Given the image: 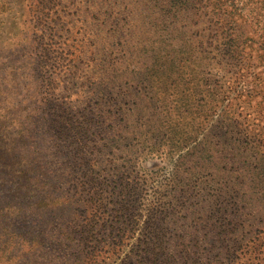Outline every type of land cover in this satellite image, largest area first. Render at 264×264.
Listing matches in <instances>:
<instances>
[{
	"label": "rangeland",
	"instance_id": "374dc122",
	"mask_svg": "<svg viewBox=\"0 0 264 264\" xmlns=\"http://www.w3.org/2000/svg\"><path fill=\"white\" fill-rule=\"evenodd\" d=\"M162 261L264 264V0H0V264Z\"/></svg>",
	"mask_w": 264,
	"mask_h": 264
},
{
	"label": "trees",
	"instance_id": "16d2710c",
	"mask_svg": "<svg viewBox=\"0 0 264 264\" xmlns=\"http://www.w3.org/2000/svg\"><path fill=\"white\" fill-rule=\"evenodd\" d=\"M28 176H27V173H25V171L24 170H20L19 172H18V178H19V180L24 184V185H29V178H27ZM20 186H22V184H20ZM19 185H17V187H18V189H19V187H20ZM155 241H157V240H153V239H151V238H149V239H144V241L142 242L143 243V245H146L147 247L149 246V244H151V243H156ZM167 241L168 240H163V241H161L160 243H159V246L163 249V251H166V250H168V248L167 247H165V243H167ZM160 264H163V261L160 263Z\"/></svg>",
	"mask_w": 264,
	"mask_h": 264
}]
</instances>
